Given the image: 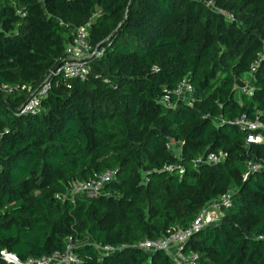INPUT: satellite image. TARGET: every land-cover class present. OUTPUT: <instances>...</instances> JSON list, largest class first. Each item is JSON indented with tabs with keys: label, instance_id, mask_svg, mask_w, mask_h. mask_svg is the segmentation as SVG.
<instances>
[{
	"label": "trees",
	"instance_id": "trees-1",
	"mask_svg": "<svg viewBox=\"0 0 264 264\" xmlns=\"http://www.w3.org/2000/svg\"><path fill=\"white\" fill-rule=\"evenodd\" d=\"M87 24L102 51L83 80L65 78L57 70ZM243 74L252 90L237 99ZM183 78L192 91L178 96ZM0 83L19 85L0 91V251L173 264L136 244L188 229L228 193L181 251L194 264H264V169L247 167L264 163V129L245 144L227 123H264V0H0ZM44 84L38 110L23 113ZM219 152L220 162H196ZM106 170L96 196L71 192Z\"/></svg>",
	"mask_w": 264,
	"mask_h": 264
},
{
	"label": "built area",
	"instance_id": "built-area-1",
	"mask_svg": "<svg viewBox=\"0 0 264 264\" xmlns=\"http://www.w3.org/2000/svg\"><path fill=\"white\" fill-rule=\"evenodd\" d=\"M210 3V1H209ZM17 14L23 15L20 10H16ZM88 24L81 26L77 29L72 41L67 46V59L63 61L57 72L61 73L65 78H74L83 80L89 70L87 59L94 53L98 52L97 48H92L89 44ZM257 61H254L250 65L249 74L255 72ZM19 88V85L9 86L7 84L0 83V91L10 92L14 89ZM21 89L24 86H20ZM49 89V84H44L42 88L37 92L36 95H31L29 99L23 104L22 112L27 114H34L40 105V98L46 96ZM192 91V85L183 78L178 85L174 88L173 93L182 96L185 93ZM168 96L163 97V101H167ZM227 123L238 126L241 130L246 131L245 144L257 143L262 140V136L255 130L264 129V123L259 120H248L244 115L235 118ZM226 154L219 152L217 154L210 153L205 159L199 158L196 160L197 163L209 162L217 163L225 159ZM247 167L249 171H256L258 169H264V163H253L248 162ZM182 171V170H181ZM112 170H106L88 182H80L73 185L72 193H84L87 197L96 196L101 190L104 184L111 180L113 176ZM231 203L228 193L222 195L220 199L215 203L213 208L217 212L212 211L213 216L208 217L205 208L201 211L199 216L193 221L188 229H177L165 236H161L154 239H144L136 244V247L147 252H153L155 250H162L168 252L171 247H176L175 255L172 256L173 264H194L195 255L192 253L185 254L181 251V247L186 241L187 237L191 234L192 230H197L204 227L208 223L212 222L223 206H229ZM216 213V214H215ZM103 252H111L113 248L110 246L99 247ZM0 255L3 260L12 264H74L77 261V257L72 253L71 250L67 249L63 254L54 253L49 256H43L40 258L29 257L24 260H19L13 253L6 252L5 250L0 251Z\"/></svg>",
	"mask_w": 264,
	"mask_h": 264
},
{
	"label": "rangeland",
	"instance_id": "rangeland-1",
	"mask_svg": "<svg viewBox=\"0 0 264 264\" xmlns=\"http://www.w3.org/2000/svg\"><path fill=\"white\" fill-rule=\"evenodd\" d=\"M229 17H231V16H229ZM234 82H235V97L237 99H238L241 92H250L252 90L249 74H243L239 77H236ZM213 210L215 211L216 209L213 208L212 203L205 208V211L208 212L207 213L208 217L213 216V213H212ZM215 212H217V211H215ZM170 251H172L171 253H169L172 257L173 255H175L176 247L173 246ZM100 252L102 253V250H100Z\"/></svg>",
	"mask_w": 264,
	"mask_h": 264
},
{
	"label": "crops",
	"instance_id": "crops-1",
	"mask_svg": "<svg viewBox=\"0 0 264 264\" xmlns=\"http://www.w3.org/2000/svg\"><path fill=\"white\" fill-rule=\"evenodd\" d=\"M262 141V140H261ZM218 200H214V201H212L211 203L213 204V206L215 205V203L217 202ZM211 203H209L208 205H210ZM207 205V206H208ZM172 248V247H171ZM171 248H170V250H171ZM168 251L167 253L169 254V253H171L172 251ZM170 255V254H169ZM171 256V255H170Z\"/></svg>",
	"mask_w": 264,
	"mask_h": 264
},
{
	"label": "water",
	"instance_id": "water-1",
	"mask_svg": "<svg viewBox=\"0 0 264 264\" xmlns=\"http://www.w3.org/2000/svg\"><path fill=\"white\" fill-rule=\"evenodd\" d=\"M124 20V19H123ZM123 20L117 25L116 29L120 26V24L123 22ZM20 108H17L15 111H18Z\"/></svg>",
	"mask_w": 264,
	"mask_h": 264
}]
</instances>
